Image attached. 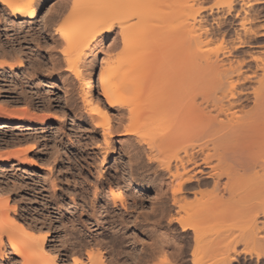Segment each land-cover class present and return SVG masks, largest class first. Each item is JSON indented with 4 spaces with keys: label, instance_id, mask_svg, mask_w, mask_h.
I'll return each mask as SVG.
<instances>
[{
    "label": "bare ground",
    "instance_id": "6f19581e",
    "mask_svg": "<svg viewBox=\"0 0 264 264\" xmlns=\"http://www.w3.org/2000/svg\"><path fill=\"white\" fill-rule=\"evenodd\" d=\"M47 1L0 0L2 29L32 23ZM204 1L60 0L56 12L69 6L70 16L57 27L45 21L44 27L66 42L65 68L81 82L84 108L103 145H108L112 130L120 131L127 142L124 149L121 146L124 170L136 179L135 190H149L151 183L142 175L146 170L154 167L155 176V169L164 171L171 203L162 208L160 218L176 224L180 233H190L194 242L208 240L214 251L209 264H224L232 250L222 249V218L244 210L248 212L244 229L257 234L258 217L264 215V58L252 52L243 57L233 54L243 47L263 48L256 38L264 33L253 27L257 16L243 6L264 0H238L242 13L235 9L232 35L221 29L218 13L214 17L212 13H229L234 0H216L215 10L204 7ZM175 6L184 8L176 13ZM208 15L212 23L207 22ZM95 46L109 51L102 53L98 66L91 60V68L81 70L86 54L96 56ZM2 48L0 43V55ZM174 59L178 63L172 65ZM2 139L17 141L12 135ZM28 150H16V157L26 160ZM139 167L146 170L140 173ZM124 177L117 176L118 193L121 183L128 184ZM208 184L212 187L208 200L199 208L191 207L185 192ZM3 192L0 189V260L9 248L19 264H108L109 255L97 236L48 245L51 227L35 219L23 222ZM138 195L128 191L132 202ZM244 197L253 207L242 209ZM115 208L113 204L111 210ZM123 210L121 204L119 211ZM210 214H215V222L207 226L202 218ZM171 245L166 241L160 251L167 254Z\"/></svg>",
    "mask_w": 264,
    "mask_h": 264
},
{
    "label": "rangeland",
    "instance_id": "374dc122",
    "mask_svg": "<svg viewBox=\"0 0 264 264\" xmlns=\"http://www.w3.org/2000/svg\"><path fill=\"white\" fill-rule=\"evenodd\" d=\"M59 1L48 0L41 16L32 23L22 24L20 29L17 28L20 24H16L14 29L3 30L0 21L3 46L0 55V189L4 191L1 196L14 204L15 213L23 222L31 223V219H35L51 227L47 239L50 246L58 247L61 240L75 242L79 238L97 236L104 244L105 256L106 253L109 255L108 264H152L153 261L195 264L196 260L209 264L214 251L208 240L194 242L190 233H180L176 224H167L165 218H160L162 208L171 203L163 181L166 173L157 168L155 176L154 167L150 170L139 167L140 173L147 171L142 175L151 185L149 190H135L133 180L136 179H131L124 170L125 155L121 146L124 149L127 142L121 132L112 130L108 145H103L99 129L89 121L79 92L81 82L65 68L62 51L67 44L58 34L44 27L45 21L57 27L63 17L70 16L69 6L56 12ZM215 2L205 0L203 6L215 10ZM232 7L229 13H212V17L218 13L223 22L221 29L229 35H232L230 27L235 21V9L242 13L238 0H234ZM181 8L184 7L174 11L179 13ZM243 9L257 16L253 27L264 33V1L244 5ZM2 14L0 11V16ZM212 17H206L208 23H212ZM69 26L66 24V29ZM75 38V35L71 37ZM256 40L264 44V36ZM94 49L96 56L87 57L86 54L88 59L81 64V70L91 68V60H94L92 66H98L102 53L109 51L106 48L100 51L96 46ZM249 52L264 58V46L262 49L243 47L233 54L243 57ZM16 55L20 56L21 66ZM175 63L178 59L171 62L172 65ZM109 112L116 115L114 110ZM3 135H12L17 141L8 143L2 139L7 137ZM25 147H29L28 160L21 156L17 158L15 151ZM118 175L125 176L122 179L128 183L120 184L119 193L115 186ZM109 189L114 191V199ZM133 189L139 195L132 202L128 191L135 192ZM192 191L197 193L194 195ZM211 193L210 184L200 185L185 192V201L191 207L199 208ZM247 198L243 200L248 202L242 200V209L253 207ZM119 203L125 205V210L119 211ZM113 204L117 208L111 210ZM242 211L245 215L222 218V249L230 246V250H234H229L227 256H231L227 260L224 258V264H264V215L258 217L259 224H263L260 227L258 224L261 230L256 229L257 234H250L245 230L248 212ZM215 217L210 214L202 219L208 226L215 222ZM166 241L172 245L164 255L160 249ZM230 241H235L234 245ZM5 254L0 264H7V260L19 264L18 256L9 248Z\"/></svg>",
    "mask_w": 264,
    "mask_h": 264
}]
</instances>
